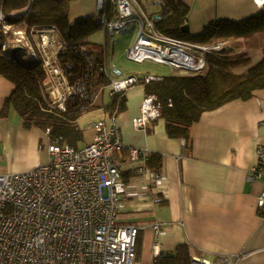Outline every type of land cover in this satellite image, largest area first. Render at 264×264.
<instances>
[{
    "label": "crops",
    "instance_id": "0c3cea01",
    "mask_svg": "<svg viewBox=\"0 0 264 264\" xmlns=\"http://www.w3.org/2000/svg\"><path fill=\"white\" fill-rule=\"evenodd\" d=\"M182 1L189 7L186 24L191 34L200 33L214 19L240 20L262 8L254 0ZM93 14L78 7L70 9L71 18ZM203 56L198 55L205 60ZM106 62L107 69L113 72L115 67H110L108 59ZM115 69L113 78L121 75ZM107 86L97 88L102 91L95 106ZM13 88L9 80L0 77V111ZM124 94L126 108L116 115L123 143L147 148L148 161L156 154L158 172L164 179L159 193L163 201L154 202V192L146 177L131 176L125 152L119 154L123 176L130 177L125 180L127 193L116 222L139 227L137 264H156L160 254L172 253L181 245H187L191 257L212 261L225 254L243 253L236 264H264V219L256 207L263 182L250 178L258 164L257 148L264 144V88L248 99L232 100L203 112L190 128L187 145L182 138L168 136L162 117L151 122L146 130H136L133 120L139 114L144 87L131 86ZM105 106L101 108V119L108 116ZM89 129L78 148L91 142L92 124ZM47 141L39 129H26L15 111L0 117V174L25 172L45 163ZM154 223H160L164 229L159 237L158 255L152 250Z\"/></svg>",
    "mask_w": 264,
    "mask_h": 264
},
{
    "label": "built area",
    "instance_id": "2783aa9c",
    "mask_svg": "<svg viewBox=\"0 0 264 264\" xmlns=\"http://www.w3.org/2000/svg\"><path fill=\"white\" fill-rule=\"evenodd\" d=\"M254 2L258 7L264 5V0ZM95 9L105 35L119 34L130 21L137 23V38L126 52L133 61L150 59L166 63L144 52L171 53L173 49L183 51L193 47L211 50V46L191 44L160 33L152 18L133 6V0H95ZM34 33L36 46L28 45L21 31L18 41L28 46L31 55L40 54L46 71L42 88L51 93V103L64 111L67 101L79 95L94 104L102 88L87 93L85 82L68 80L57 61V53L66 46L55 40V30L43 28ZM204 63L201 60L194 69L203 68ZM141 78L148 82L159 77ZM139 82L137 76L111 78L109 94L123 92ZM154 101V95L143 97L139 114L133 120L136 130L144 131L160 118ZM92 128L91 142L80 148L63 142L61 136L49 138L47 129L43 132L48 138L45 163L25 172L0 174V264H135L139 227L116 222L127 193L119 154L126 152L131 176L146 177L154 192V202L163 200L159 193L164 179L147 165L150 156L147 148L123 143L117 116L98 119ZM257 153L258 164L250 178L263 182L256 207L264 219V144L258 146ZM152 229V250L158 255L159 237L164 229L160 223L152 224ZM243 255L225 254L212 261L192 256L190 263L236 264Z\"/></svg>",
    "mask_w": 264,
    "mask_h": 264
},
{
    "label": "trees",
    "instance_id": "16d2710c",
    "mask_svg": "<svg viewBox=\"0 0 264 264\" xmlns=\"http://www.w3.org/2000/svg\"><path fill=\"white\" fill-rule=\"evenodd\" d=\"M71 1L0 0V77L14 85L4 99L0 117H6L13 110L26 129L35 127L42 132L49 129V138L61 136L63 142L78 148L76 143L83 139V131L76 120L94 104L74 95L64 111L58 110L51 103V93L42 88L46 71L40 54L31 55L28 46L18 41L21 31L27 44L36 46L34 30L53 28L55 40L66 46L57 53V61L68 80L85 82L87 93L109 85L115 75L105 68V52L94 49L95 42L88 40L90 34L102 30L98 15L71 18ZM188 11V5L182 0H157L147 15L152 18L155 29L164 35L200 46L221 44L225 49L209 50L203 68L191 74L157 76L158 79L148 82L138 77L145 95L155 96L154 103L165 121L168 136L182 138L186 145L191 126L203 112L232 100L248 99L256 90L264 88V5L257 13L240 20L209 21L198 34L181 31V26L187 23ZM156 14L159 17L154 19ZM231 40L237 42L236 46L242 43L243 52L230 56L234 48L224 42ZM18 45L20 49L14 51ZM109 95L105 109L108 115L116 116L126 108L125 94L123 91ZM148 162L147 165L158 171L156 154ZM123 177L128 180L130 174ZM190 261L187 245H181L172 253L160 254L156 264H191Z\"/></svg>",
    "mask_w": 264,
    "mask_h": 264
},
{
    "label": "rangeland",
    "instance_id": "374dc122",
    "mask_svg": "<svg viewBox=\"0 0 264 264\" xmlns=\"http://www.w3.org/2000/svg\"><path fill=\"white\" fill-rule=\"evenodd\" d=\"M94 0H72L70 4L71 8H79L82 12L87 14L95 13V6L93 4ZM155 2L157 0H133V6L144 13H150L155 7ZM146 8V9H145ZM139 32V26L137 23L130 21L127 25L119 32L117 35H105L103 30H97L88 36V39L92 42H95L92 47L94 49H103L105 55L108 59L110 67H115L121 71V75L115 79H124L128 76H163V75H171V74H191L196 72L199 69H191L185 67H177L173 64L167 63H157L150 59L143 60L142 62H136L129 59L126 55L127 50L133 46L137 35ZM106 43V48L104 50V44ZM236 41H227L224 42V45H230L234 48L232 55L235 56L245 49V46L240 43L239 46H236ZM219 45V44H218ZM221 45V44H220ZM214 46V45H212ZM211 46V50L215 48ZM222 46V45H221ZM21 47V46H20ZM223 47V46H222ZM192 50L200 54L202 57L203 55L207 54L209 50L203 49L200 47H193ZM251 52V51H249ZM254 56H258L255 55ZM106 59V61H107ZM107 63V62H106ZM139 84H135L136 86ZM110 88L107 86L103 90V98L99 101V105H94L89 110L85 111L77 120L76 125L82 129L83 134H88L90 131L89 126L92 122L101 119L104 117L102 112L103 105H107L110 98ZM98 100H95L96 103ZM83 139L79 140L76 143V146H82ZM137 264V262H135Z\"/></svg>",
    "mask_w": 264,
    "mask_h": 264
},
{
    "label": "bare ground",
    "instance_id": "6f19581e",
    "mask_svg": "<svg viewBox=\"0 0 264 264\" xmlns=\"http://www.w3.org/2000/svg\"><path fill=\"white\" fill-rule=\"evenodd\" d=\"M215 48H219L220 44H215ZM148 54L153 56L158 61L166 62L167 64H173L177 67H185L193 69L201 61L198 57V53L192 50H183L173 49L171 53L155 52L154 54L150 52H144V55Z\"/></svg>",
    "mask_w": 264,
    "mask_h": 264
},
{
    "label": "water",
    "instance_id": "95a60500",
    "mask_svg": "<svg viewBox=\"0 0 264 264\" xmlns=\"http://www.w3.org/2000/svg\"><path fill=\"white\" fill-rule=\"evenodd\" d=\"M158 17H159V15L156 14V15L154 16V19H156V18H158ZM181 31H182L183 33H190L189 25H188V24H184V25H182V26H181ZM227 48H228V47H227ZM19 49H20V46H16V47L13 48L14 51H17V50H19ZM214 49H219V50H222V51H223L225 48H222V46L220 45L219 48H214ZM115 71H116V69L113 68V72H115Z\"/></svg>",
    "mask_w": 264,
    "mask_h": 264
}]
</instances>
